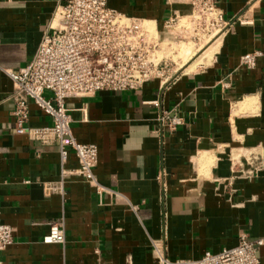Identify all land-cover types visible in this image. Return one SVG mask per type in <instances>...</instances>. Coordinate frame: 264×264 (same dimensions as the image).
Masks as SVG:
<instances>
[{
	"label": "crops",
	"instance_id": "1",
	"mask_svg": "<svg viewBox=\"0 0 264 264\" xmlns=\"http://www.w3.org/2000/svg\"><path fill=\"white\" fill-rule=\"evenodd\" d=\"M65 2L0 0V223L13 235L3 264H158L154 244L175 261L232 247L240 233L264 240V0H216L230 22L207 45L219 37L216 52L164 85L154 78L64 99L76 141L97 146L99 190L77 174L61 177L55 144L15 132L6 70L31 61ZM108 3L148 21L163 42L174 36L163 27L169 16L190 19L184 3ZM254 51L255 66L246 68L240 57ZM28 108V126L52 124L32 100ZM161 109L183 122L160 136ZM63 166L78 167L73 150ZM46 182H61L62 191L46 192ZM51 222H62V243L42 242ZM258 255L264 264V241Z\"/></svg>",
	"mask_w": 264,
	"mask_h": 264
},
{
	"label": "built area",
	"instance_id": "2",
	"mask_svg": "<svg viewBox=\"0 0 264 264\" xmlns=\"http://www.w3.org/2000/svg\"><path fill=\"white\" fill-rule=\"evenodd\" d=\"M190 6V24L171 35L174 38L201 40L223 33L230 22L225 20L216 0H167ZM109 0H66L58 4L42 34L31 61L22 68L6 70L13 82L10 99L13 101L15 132L43 144H55L61 164V177L77 174L97 190L93 168L97 163L95 144L76 141L70 128V117L64 99L70 96H92L99 90L123 91L140 88L145 82L158 78L162 85L181 69L169 55L160 53L161 37H156L142 25V19L127 16L109 5ZM177 14L164 22L169 32L179 24ZM170 33V32H169ZM260 52H248L240 57L246 68L255 66ZM45 91L51 93L45 95ZM28 100H32L52 118L50 126H28ZM152 104L158 106V101ZM161 136L164 130L173 131L182 118L172 110L161 109L157 116ZM73 150L78 167L66 169L69 151ZM46 192L62 191L61 182L43 184ZM62 222H51L42 236L43 243H62ZM263 238L250 240L240 233L237 243L219 252H205L196 260L170 261L164 247L154 244L158 264H260L258 248ZM13 242L10 225L0 223V264L2 252Z\"/></svg>",
	"mask_w": 264,
	"mask_h": 264
},
{
	"label": "rangeland",
	"instance_id": "3",
	"mask_svg": "<svg viewBox=\"0 0 264 264\" xmlns=\"http://www.w3.org/2000/svg\"><path fill=\"white\" fill-rule=\"evenodd\" d=\"M146 24H148L147 27L149 26L150 29L154 28L151 25H149L148 21H146ZM189 24H190V20L183 19L178 24V26L175 27V29H171V31H174V35H175V32L181 27V25L187 26ZM156 37H158V36L156 35ZM160 39L163 40L166 38H160ZM212 39H213V35L211 38L204 37L199 41H197L195 39L193 40L192 38H174V37L167 39L164 42L161 40V47H160L161 52L160 53L169 55L170 58L176 63L175 68H177L179 66L181 67L182 65H187V63L192 61L194 58H197L204 51V49L207 47V45L210 43V41ZM190 42H193L194 44L193 43L190 44ZM188 45H190V48ZM186 48L188 50H186ZM189 49L191 50V52ZM192 52H194V53H192ZM191 53H192V58H189ZM184 67H186V66H184ZM50 95H51V93H50Z\"/></svg>",
	"mask_w": 264,
	"mask_h": 264
},
{
	"label": "bare ground",
	"instance_id": "4",
	"mask_svg": "<svg viewBox=\"0 0 264 264\" xmlns=\"http://www.w3.org/2000/svg\"><path fill=\"white\" fill-rule=\"evenodd\" d=\"M180 19V18H179ZM186 20V19H185ZM142 25H143V27L144 28H146L147 30H150L152 33L154 32V30L153 29H150L149 28V26L147 27V25L148 24H146V20H142ZM171 31V29L169 30V32ZM154 34V33H153ZM222 34V33H221ZM218 35H220V34H218ZM216 38V39H215ZM214 39V41H213V43L212 44H210V46H208L207 48H206V50L204 51V54L203 55H201V56H198L197 58H194L192 61H190L189 63H187V65H186V69L185 70H191L194 66H197V64H198V62H200V61H204L205 59H209V58H211V56H212V54L214 53V51L216 52V49H217V47H218V45H219V40L217 39V38H219V37H215ZM162 40V39H161ZM190 44H191V42H190ZM209 45V44H208ZM186 46V45H185ZM189 46V48H190V45H188ZM187 46V47H188ZM192 49V48H191ZM184 50V49H183ZM186 50H188L187 48H186ZM190 50V49H189ZM190 52H191V50H190ZM189 52V53H190ZM192 53H194V52H192ZM192 53H191V55H190V57L189 58H192Z\"/></svg>",
	"mask_w": 264,
	"mask_h": 264
}]
</instances>
